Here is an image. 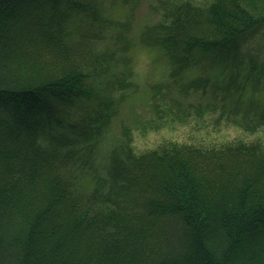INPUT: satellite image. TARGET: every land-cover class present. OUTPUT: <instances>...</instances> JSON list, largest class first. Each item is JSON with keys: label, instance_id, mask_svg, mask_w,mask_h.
<instances>
[{"label": "trees", "instance_id": "obj_1", "mask_svg": "<svg viewBox=\"0 0 264 264\" xmlns=\"http://www.w3.org/2000/svg\"><path fill=\"white\" fill-rule=\"evenodd\" d=\"M137 3L0 0V264H264V151L136 154L109 95L144 86L134 51L155 48L160 80L206 102L196 115L263 131L264 53L249 43L264 13L181 1L132 37Z\"/></svg>", "mask_w": 264, "mask_h": 264}, {"label": "rangeland", "instance_id": "obj_2", "mask_svg": "<svg viewBox=\"0 0 264 264\" xmlns=\"http://www.w3.org/2000/svg\"><path fill=\"white\" fill-rule=\"evenodd\" d=\"M181 1L188 0H140V4L137 3L134 6L136 23L130 32L131 36L137 35L141 28L147 24L165 23L170 20L173 7ZM190 1L205 6L213 0ZM238 1L254 13H264V0ZM119 12L121 13V11ZM249 49H260L263 54L264 35L260 39L258 37L252 39ZM156 52L155 48L150 50L144 47H138L134 51L135 76L139 81L145 82L143 87L137 86V89L131 92L129 90L128 95L125 93L126 88H117V90L110 88L109 95L113 107L116 109L120 102L119 113H114L112 118L114 135L121 136L124 127L129 129L130 134L128 135L131 139V146L134 152L139 155L168 151L172 148L170 146H176V148L185 146L187 148L183 149L191 152H224L227 149H234L239 143L254 145L264 151V130L256 133L245 132L233 122L224 119L219 120L218 110L217 112H204L201 115H196V102H206L202 98L200 99L199 94L194 95L192 92L183 98L173 87L168 86L167 79L160 80L164 72L161 71V65L157 62L165 61L156 56ZM260 58L264 61V54ZM151 64L157 67V76L151 80H154V83L160 82L161 87L153 88L154 83L146 82L151 77L147 72ZM163 64L165 65V63ZM106 91L101 92V94L104 95ZM123 93L125 95L122 100L120 95ZM158 98L162 101L157 103ZM190 102L193 103L190 104ZM159 103H161L159 106L164 109L161 116L158 114L159 106L156 107ZM167 109H170L171 112H168ZM206 175L210 178L208 173ZM200 178L202 183L206 181L204 177ZM46 188L47 185L38 180L23 191L21 190L19 198L22 197L25 200L19 206L25 201L33 199L34 196L42 195Z\"/></svg>", "mask_w": 264, "mask_h": 264}]
</instances>
